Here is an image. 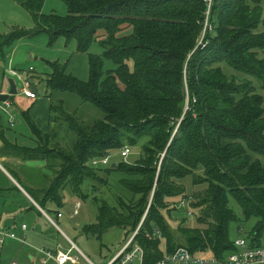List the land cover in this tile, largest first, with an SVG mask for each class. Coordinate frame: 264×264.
Masks as SVG:
<instances>
[{"label":"trees","instance_id":"16d2710c","mask_svg":"<svg viewBox=\"0 0 264 264\" xmlns=\"http://www.w3.org/2000/svg\"><path fill=\"white\" fill-rule=\"evenodd\" d=\"M26 8L36 30H13L0 36V54L16 40L48 32L57 39L76 42L78 53L89 56L90 77L80 80L67 66L48 61L53 71L47 84L52 90L70 92L91 102L104 118L86 124L75 114H65L77 139L73 149L52 145L29 112L24 113L38 138L36 147L12 144L5 136L0 114V155L12 152L24 161L46 162L48 186L35 193L27 188L49 214L52 202L63 207L62 192L70 187L85 198L86 183H104L103 166L92 159L125 145L142 144L140 158L107 169L123 174L127 196L118 206L103 202L95 223L85 233L102 235L122 228L145 251V263L154 264L180 247L193 253L211 250L223 259L237 249L230 236L238 217L230 198L242 209L244 222H253L251 245L264 242V8L262 0H215L204 38L206 3L203 0H63L66 15L44 14L45 0H14ZM201 41V43H200ZM98 43L102 53L91 48ZM106 61L113 67L106 69ZM222 63L238 76L224 72ZM51 175V176H49ZM193 176L194 199L181 180ZM183 195L200 212L201 227L180 224L172 230L164 211L181 208L170 199ZM193 199V200H192ZM43 214L37 207H34ZM55 251L56 249H51Z\"/></svg>","mask_w":264,"mask_h":264},{"label":"rangeland","instance_id":"374dc122","mask_svg":"<svg viewBox=\"0 0 264 264\" xmlns=\"http://www.w3.org/2000/svg\"><path fill=\"white\" fill-rule=\"evenodd\" d=\"M262 7L264 8V0H262ZM42 13L66 15L68 9L63 0H45ZM15 29L31 32L35 31L36 25L33 16L26 8L14 0H0V36H7ZM262 30L264 31L263 24ZM75 43L74 41L67 42L62 37L54 39L48 32H41L33 37H25L16 40L12 45L6 46L3 54H0V57H4L0 58V83L2 80L5 81L3 72L6 66L12 64L11 67L14 66V68H17L18 71L24 73V75L27 74L25 77L26 81L30 83L34 82L38 91V97L35 100H24V95L20 91L23 82L18 77L9 74V76L17 82V88L19 90L17 95H12L10 97L12 103L15 104V111L18 112V114L16 113L15 115V123L19 125L20 120H23V116H19L21 111L29 112L37 127L42 132L51 135L52 145L64 147L66 149H73L77 135L71 130L68 122L63 118L65 114H75L86 124L90 125L104 118L105 115L103 110L96 107L91 102L83 101L78 95L65 91L52 90L47 84L49 78L48 73L52 70L48 65V61L64 63L67 66L66 70L68 73L73 74L83 81L89 79V56L87 53H78ZM91 52L98 54L102 53L98 43L93 44ZM29 53L30 55L32 54L31 57ZM260 56L264 58V52H261ZM30 67H33V70H30ZM112 67L113 63L111 61H106L105 68L109 69ZM222 67L224 72L228 75H237L240 81L246 76L241 72L238 73L225 63H222ZM255 86L257 91L264 95V89L261 88L257 82ZM9 110L10 109L4 110L0 106L2 119L9 120ZM26 127L28 128V126ZM1 146L2 140L0 139V147ZM141 153V143L131 146V153L127 158L121 157L120 149L109 152V154H111V163L109 166L104 167L105 170L101 172V176L105 182H95L94 185L86 183L83 186V193L86 195L85 198H81L74 194L72 189L67 187L62 192L63 207L57 208L55 205V208H53L61 211L63 217L58 218L54 213H52L53 215H51V217L67 232L79 248H81L86 255L91 256L97 264H104L112 257V254L121 248L129 239L123 229L119 227H111L105 230L101 237L85 233L84 227L87 224L96 222L99 206L103 202L108 203L110 206L117 207L118 197L120 195L127 196V193L120 185L123 174L115 170L108 172L107 169L110 168L113 163L119 164L121 162H127L134 164L140 158ZM42 161L43 160H38V166H46ZM45 173H48V171L44 167H40L32 170L30 172V177L37 183L44 178L41 176ZM181 183L186 188V194L191 195V197L194 196V191H198L204 187V185H195L193 183V176H187L181 180ZM182 197L183 195H179L178 197L171 198L170 203L172 206L181 204L183 201ZM186 201V204H188V200ZM230 207L238 217L237 221L231 223L230 236L233 239H237V228L243 223V213L241 207L233 198H230ZM189 211L192 214H189ZM163 213L172 230H177L180 224L189 228H199L202 226L199 222L200 212L191 206L177 208V210H172L171 212L164 211ZM252 222L254 221L244 222L243 227L245 233H243V235L251 228ZM49 226L54 236V245H56L55 243L58 241L67 242L64 235L56 229L57 227L55 225L49 223ZM11 232L17 235V240L21 239L16 231L11 230ZM160 240L161 248L166 249V240L164 237H160ZM7 241L8 240H6V242ZM5 245L6 244H4V246ZM73 254H77V251L74 250ZM11 260H2L0 264H10Z\"/></svg>","mask_w":264,"mask_h":264},{"label":"crops","instance_id":"0c3cea01","mask_svg":"<svg viewBox=\"0 0 264 264\" xmlns=\"http://www.w3.org/2000/svg\"><path fill=\"white\" fill-rule=\"evenodd\" d=\"M29 56L31 57L32 54L30 55L29 53ZM0 58L4 57L1 56ZM11 65L12 64L7 65L6 69L3 72L5 81L2 80V82L0 83V93L9 91V79L12 78L9 76L10 69H17L14 68V66L11 67ZM30 70L33 69H31L30 67ZM52 71L53 69L50 72L48 71V74L50 75ZM26 76L27 74L24 75V78ZM31 84L34 90L38 93L35 87L36 84L34 82H31ZM35 99L36 98H27L24 96V100L27 101H32ZM14 106L15 104L12 103V106L9 108V122L7 120L2 119V126L3 130H5V136L12 144H17L19 146L24 147H36L38 145V138L32 131L30 125L28 124L25 118L24 113L26 112L21 111L19 113L20 117L23 116V120H20V124L17 125L15 123V115L16 113L18 114V112L15 111ZM25 124L26 126H28V128L25 126ZM3 147L4 144L2 141L0 152L3 150ZM6 152L7 153H3L0 155V230L6 232H11V230H14L16 231L18 236L21 237V239H25L26 242H23L20 239H8V241L5 243L6 245L0 253V261L12 259L10 264H13L14 262H17L18 264H41V260L44 258L42 250L62 248L63 250L67 251L70 248V242H73L79 248V246L70 238L67 232L61 228V226L55 221V219L52 218L55 223L50 220L49 217L51 215H49L40 206V204L36 201L32 193L30 194L27 190V188H30L33 192L38 193L40 189L45 186H48L51 183V180L54 176L49 175L51 177H48L47 173H45L41 176L44 178H42L36 183L30 177V172L40 167L46 168V166H38V160L24 161L21 157L11 154L12 152ZM42 162H44L43 164H46L45 161ZM47 205L49 209L55 208V204H53L52 202H49ZM34 207H37L43 214H40ZM59 212L62 213L61 211ZM61 217H63V213ZM48 222L57 227L56 229H58L59 232L64 235L67 242L58 241L55 243L56 245H54V236L52 234L51 227L49 226ZM24 224H26V228H23ZM251 228L247 231L246 234H244V236V227L238 226L236 237H247L248 234H250ZM240 229H243V232H240ZM125 243L121 246V248H119L115 253H113L112 257H110L104 264H108L120 252ZM79 249L85 255L80 258L81 264H88L89 261L97 264L91 256L86 255L81 248ZM163 251L164 255L167 254L166 249H163ZM206 252L212 253L211 250H207ZM46 264H57V262L53 259H50Z\"/></svg>","mask_w":264,"mask_h":264},{"label":"built area","instance_id":"2783aa9c","mask_svg":"<svg viewBox=\"0 0 264 264\" xmlns=\"http://www.w3.org/2000/svg\"><path fill=\"white\" fill-rule=\"evenodd\" d=\"M203 1L206 3L207 8L204 12V31L201 41L203 40L207 29H212L210 18L215 3V0ZM31 69H33V67H31ZM10 74L18 77L23 82L20 91L25 97H38V93L34 90L32 84L26 81V79L24 78V73H21L16 69H10ZM0 106L4 110H7L12 106V101L10 100V98L6 101H0ZM130 153V145H125L120 149V155L123 158H127ZM110 163L111 154L94 158L91 161L92 165L103 167L109 166ZM186 203L187 201L184 199L182 203L179 204V206L185 207ZM188 213L192 214L190 211ZM58 216L61 217L62 213H59ZM49 218L54 222L51 216ZM23 228H26V224L23 225ZM138 230L130 237V239L125 243L120 252L108 264H146L145 251L143 247L134 240L136 234L138 233ZM240 232H243V229H240ZM8 239H17V235L14 232H6L0 230V253L6 240ZM20 240L25 242V239ZM235 245L237 249L233 252L228 253L223 259L218 258L211 252L204 251L200 253H193L186 247H180L171 254H165L154 264H264V242L262 245L254 246L251 245V241L249 238L241 236L235 240ZM74 250L77 251V254H73ZM42 253L44 254V258L41 260V264H46L50 259L55 260L57 264H81L80 258L82 256H85L73 242H71V246L67 251L63 250L62 248H58L55 251L42 250ZM13 264L18 263L14 262ZM88 264L95 263L89 261Z\"/></svg>","mask_w":264,"mask_h":264},{"label":"water","instance_id":"95a60500","mask_svg":"<svg viewBox=\"0 0 264 264\" xmlns=\"http://www.w3.org/2000/svg\"><path fill=\"white\" fill-rule=\"evenodd\" d=\"M10 88L8 92L0 93V101H6L10 98L12 95H16L18 93L17 84L14 79H9ZM116 165V163H113V167Z\"/></svg>","mask_w":264,"mask_h":264}]
</instances>
